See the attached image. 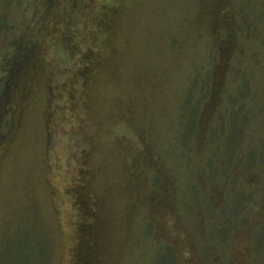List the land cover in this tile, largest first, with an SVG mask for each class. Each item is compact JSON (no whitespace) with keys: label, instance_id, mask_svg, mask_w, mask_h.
<instances>
[{"label":"rangeland","instance_id":"obj_1","mask_svg":"<svg viewBox=\"0 0 264 264\" xmlns=\"http://www.w3.org/2000/svg\"><path fill=\"white\" fill-rule=\"evenodd\" d=\"M0 264H264V0H0Z\"/></svg>","mask_w":264,"mask_h":264},{"label":"trees","instance_id":"obj_2","mask_svg":"<svg viewBox=\"0 0 264 264\" xmlns=\"http://www.w3.org/2000/svg\"><path fill=\"white\" fill-rule=\"evenodd\" d=\"M28 54V53H27ZM18 70H21V69H18ZM12 82V81H11Z\"/></svg>","mask_w":264,"mask_h":264}]
</instances>
